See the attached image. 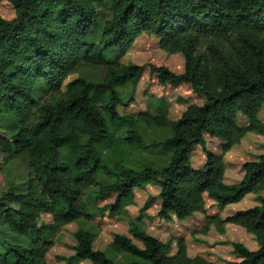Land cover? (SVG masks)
I'll use <instances>...</instances> for the list:
<instances>
[{
	"label": "trees",
	"instance_id": "16d2710c",
	"mask_svg": "<svg viewBox=\"0 0 264 264\" xmlns=\"http://www.w3.org/2000/svg\"><path fill=\"white\" fill-rule=\"evenodd\" d=\"M3 1L14 7L15 17L0 14V166L20 161L27 171L22 182L0 191V264H48L50 234L93 219L85 205L89 195L116 193L110 207L115 214L138 187L154 182L161 188L159 217L185 220L206 213V198L223 211L264 191V154L244 165L241 182L225 180V155L248 133L264 134V0ZM143 34L184 58L181 74L152 68L159 82L188 84L205 97L177 121L169 119L163 100L149 102L148 117L118 112L119 105H130L121 89L131 85L134 101L141 75L140 67L122 59ZM85 69L100 78L86 77ZM239 115L247 127L240 126ZM141 121L169 136L149 146L160 158L149 157L139 170L127 162L135 157L133 149L145 145ZM205 135L223 140V152H208L205 164L195 168L190 154L204 146ZM41 214L53 222L39 225ZM226 224L243 228L259 246L252 251L236 244L241 261L235 264H264V198L226 219L208 218L203 232L213 226L222 233ZM130 234H115L109 248L129 255L131 264H214L191 257L183 239L170 256L171 242L158 240L138 222L130 223ZM97 237L77 231L74 255L58 260L118 264L94 248Z\"/></svg>",
	"mask_w": 264,
	"mask_h": 264
},
{
	"label": "rangeland",
	"instance_id": "374dc122",
	"mask_svg": "<svg viewBox=\"0 0 264 264\" xmlns=\"http://www.w3.org/2000/svg\"><path fill=\"white\" fill-rule=\"evenodd\" d=\"M0 14L8 20L15 17L14 7L7 1L0 0ZM122 63L128 66H138L141 68V75L134 89V101L130 100L131 85L124 86L123 92L129 107L118 106V112L122 116H142L148 117L149 102L151 100H163L167 104L168 117L172 121H177L189 105H202L205 97L193 92L188 84L179 86L162 85L159 82L158 74L152 71L154 67H167L176 74L184 71L185 62L181 54H168L161 49L159 39L153 35H141L127 55L122 59ZM83 75L93 79H99V72L85 69ZM73 75L71 79L76 78ZM69 80L65 83V87ZM260 119L264 121V108L260 112ZM241 127L248 126L245 116L239 115ZM138 132L143 138L144 147L133 149L135 157H131L128 167L143 169V162L149 157L160 158V155L149 146L153 142H162L169 136L166 130L156 129L144 121L138 122ZM127 136V135H126ZM224 141L217 137L205 135L204 146H196L192 149L190 159L195 168L202 167L207 159V153L212 152L222 154ZM264 154V134L248 133L240 145L234 146L226 155L227 164L226 183L241 182L244 177V165L248 162H255ZM163 159V157L161 156ZM142 162V163H141ZM27 167L20 161L1 162L0 166V191L11 184L20 183L24 180ZM160 186L157 183H148L138 187L135 196L123 203L122 209L115 214L110 213V207L115 204L116 193H111L104 198L95 199L94 195H89L85 199L87 209L94 214L92 220H79L67 226L58 227L50 234L52 248L47 255L48 264H68L59 261L58 257H71L74 255L73 247L76 245L75 233L79 230H89L98 235L94 248L99 251H107L108 255L118 264H131V257L124 254H116L110 250L115 234H124L131 237L130 223L132 221L149 232L158 240L171 242L170 256L176 254L179 239L186 242L188 253L191 257L202 256L214 264H235L241 259L234 253L236 244H242L252 251L259 249L258 243L252 234L243 228L231 224L225 225V231L219 232L211 226L208 232L204 233L208 218L216 216L224 219L233 216L241 210L252 209L260 205V199L264 198V191L260 194L248 196L242 203L233 205L221 211L214 200L206 198V213L195 214L185 220H179L173 215L171 220H164L159 217L161 211ZM149 198H153L147 211L141 214V209L145 206ZM12 207H15L12 205ZM53 218L47 214H41L38 224H51ZM142 246L140 242H136ZM71 264H92L90 261L74 262Z\"/></svg>",
	"mask_w": 264,
	"mask_h": 264
},
{
	"label": "crops",
	"instance_id": "0c3cea01",
	"mask_svg": "<svg viewBox=\"0 0 264 264\" xmlns=\"http://www.w3.org/2000/svg\"><path fill=\"white\" fill-rule=\"evenodd\" d=\"M242 203V202H241Z\"/></svg>",
	"mask_w": 264,
	"mask_h": 264
}]
</instances>
